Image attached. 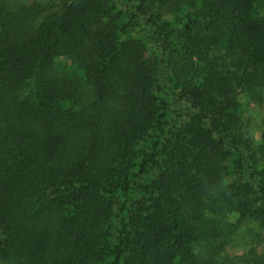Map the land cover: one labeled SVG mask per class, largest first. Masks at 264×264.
<instances>
[{"label":"trees","instance_id":"obj_1","mask_svg":"<svg viewBox=\"0 0 264 264\" xmlns=\"http://www.w3.org/2000/svg\"><path fill=\"white\" fill-rule=\"evenodd\" d=\"M0 264H264V0H0Z\"/></svg>","mask_w":264,"mask_h":264}]
</instances>
